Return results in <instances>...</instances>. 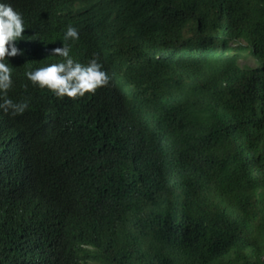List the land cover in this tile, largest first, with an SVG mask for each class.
Returning <instances> with one entry per match:
<instances>
[{
  "label": "trees",
  "instance_id": "obj_1",
  "mask_svg": "<svg viewBox=\"0 0 264 264\" xmlns=\"http://www.w3.org/2000/svg\"><path fill=\"white\" fill-rule=\"evenodd\" d=\"M159 1L30 0L108 81L22 92L27 169L0 111V264H264V0Z\"/></svg>",
  "mask_w": 264,
  "mask_h": 264
},
{
  "label": "clouds",
  "instance_id": "obj_2",
  "mask_svg": "<svg viewBox=\"0 0 264 264\" xmlns=\"http://www.w3.org/2000/svg\"><path fill=\"white\" fill-rule=\"evenodd\" d=\"M54 1L57 5L63 2ZM30 4V0H0V111L9 114L3 128L8 129L6 154L18 161L21 158V169H27L21 129L32 125L31 103L36 100L23 96L22 92L30 95L38 92L39 97L42 92H53L61 98H74L91 93L108 81L95 53L87 62H78L69 54L68 41L78 39V30L71 25L63 31L60 45L51 49V56L62 59L50 61L45 37L51 24L39 25ZM156 7L159 9L156 14L168 16L175 5L170 0H160ZM115 111L122 117L120 107Z\"/></svg>",
  "mask_w": 264,
  "mask_h": 264
},
{
  "label": "rangeland",
  "instance_id": "obj_3",
  "mask_svg": "<svg viewBox=\"0 0 264 264\" xmlns=\"http://www.w3.org/2000/svg\"><path fill=\"white\" fill-rule=\"evenodd\" d=\"M162 2H166V1H162ZM165 4V3H164ZM240 64L241 65H247V66H253L254 65V59L252 57L246 56L245 58L240 60ZM161 90H163L162 88H158L155 90V92L159 91L161 92ZM173 182V177H172V173L169 174V186L172 184ZM141 246L143 248L147 247V241L143 240L141 243Z\"/></svg>",
  "mask_w": 264,
  "mask_h": 264
},
{
  "label": "bare ground",
  "instance_id": "obj_4",
  "mask_svg": "<svg viewBox=\"0 0 264 264\" xmlns=\"http://www.w3.org/2000/svg\"><path fill=\"white\" fill-rule=\"evenodd\" d=\"M30 27H31V26H29V27L27 28V31H29V30H30Z\"/></svg>",
  "mask_w": 264,
  "mask_h": 264
}]
</instances>
